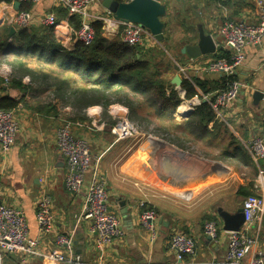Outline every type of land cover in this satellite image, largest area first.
Segmentation results:
<instances>
[{
    "label": "crops",
    "instance_id": "obj_1",
    "mask_svg": "<svg viewBox=\"0 0 264 264\" xmlns=\"http://www.w3.org/2000/svg\"><path fill=\"white\" fill-rule=\"evenodd\" d=\"M155 1L165 9V15L160 18L164 39L160 44L156 41L149 43L147 50L168 48L165 17L171 22L174 17L181 20L180 50L184 46L198 44L201 36L208 35L216 47L214 54L195 59H189L179 50L182 56L180 63L175 64L177 71L167 72L166 78L180 77L178 67H183L190 77L187 81L200 97L204 95L194 85V80L203 82L208 94L224 88L229 78L206 73L204 68L216 60L218 50L222 49L218 32L224 22H255L253 1ZM16 3L14 0H0V28L13 27L11 20L21 10V4L16 6ZM25 7L36 17L54 13L61 26L60 32H55L54 36L62 41L66 50H73L76 43L71 33L75 28L70 22L74 24L75 20H67L70 17L55 0L25 3ZM90 12L93 15L104 14L102 2L95 4ZM102 37L106 40L120 39L119 35L106 38L103 31ZM1 54L8 53L1 50ZM245 56L244 64L233 76L242 88L222 118L214 113V120L203 127L205 131L200 134L185 131L184 121L176 120L179 133L192 135L190 138L195 141L196 149L185 146L191 143H175L176 139L160 140L152 135L132 144L134 139L116 142L111 129L117 121L127 118L126 108L120 105L106 109L100 106L73 108L60 100L48 99L50 90L32 84L27 76L22 79L25 90L6 87L4 80L11 69L0 58V99L6 96L19 99L18 108L13 111L18 133L8 157L3 162L0 159V202L23 213L29 238L35 240L39 238L36 202L42 194L50 196L55 232L68 236L71 248V254L67 253V256L66 250L55 246L52 234L40 240L35 255L22 260L20 256L7 254L2 264H52L45 256L56 250L67 257L78 256L82 263L100 260L103 264H163L174 260L169 240L175 232H182L195 242V253L185 256L183 263L222 264L228 235L218 210L234 214L247 196H264V159L255 161L246 150L250 139L264 137V42L259 47L247 48ZM171 85L183 98L181 88ZM256 92L260 97L254 99ZM196 107L189 108V111L193 112ZM177 109L174 118L178 119ZM63 120L71 123L75 137L88 143L92 166L86 174V182L96 176L104 180L109 194V209L120 221V238L101 252L95 248L89 223L79 219L85 188L74 195L64 187L66 167L56 151L54 139V132ZM140 202L157 214L153 241L139 224ZM209 220L217 223V241L204 235V224ZM255 227L258 236L252 254L258 251L264 254V216ZM59 264L73 263L68 260Z\"/></svg>",
    "mask_w": 264,
    "mask_h": 264
},
{
    "label": "built area",
    "instance_id": "obj_2",
    "mask_svg": "<svg viewBox=\"0 0 264 264\" xmlns=\"http://www.w3.org/2000/svg\"><path fill=\"white\" fill-rule=\"evenodd\" d=\"M17 3L37 4L42 0H14ZM133 0H121L122 3H130ZM226 2L229 0H221ZM256 12L253 23L226 21L221 26L218 35L221 38L220 48L228 53L227 59H218L209 63L204 71L216 73L226 78L233 77L245 60V50L251 47H259L264 42V0H252ZM58 7L65 10L67 16H75L79 20V27L72 31L74 43L89 46L95 39V30L92 23L101 24L106 38H114L119 35L120 40L127 46H135L146 49L149 43H154L153 35L139 24L117 20L108 11L102 15H93L90 9L101 0H55ZM13 28L29 29L32 26L52 28L53 33L60 31V23L54 13L34 16L30 11H18L11 20ZM62 42V41H61ZM178 72L189 81L186 69L178 67ZM8 80L5 78L4 86ZM242 85L235 80L228 82L227 86L213 94L201 96L202 100L195 98L191 103L194 108L201 101L207 102L218 118H222L223 112L238 98ZM190 107V106H189ZM18 122L13 112L0 109V159L5 161L9 151L15 142L18 133ZM115 141L135 139L140 136L139 129L127 118H122L111 129ZM55 148L62 157L66 167L64 187L71 194H79L85 188L83 205L79 219L89 223L90 232L94 234V244L98 251L105 250L110 244L120 238V221L109 209V194L104 180L101 177H93L86 182V174L92 166V157L88 143L74 136L71 123L63 120L54 132ZM246 150L255 160L264 159V137H254L246 144ZM141 209L139 224L149 234L153 241L156 237L155 220L157 214L154 210L145 208L140 202ZM244 222L242 227L235 232H227L228 241L222 264H264V254L253 252L257 244L258 229L264 216V196L249 195L242 203ZM35 220L38 239L29 238L28 228L23 213L15 207L0 202V264L5 255L13 254L25 260L36 254V248L42 238L54 234L53 242L56 247L66 250L71 254L70 239L66 235L56 234L55 222L50 196L42 194L35 208ZM253 229V230H252ZM255 234L253 235V232ZM204 235L212 241L218 239V227L214 220L204 224ZM169 248L174 254L172 262L163 264H185V256L195 253L194 240L182 232H175L169 240ZM59 250L45 256L52 264L72 262L73 264H103L98 260L91 263H82L78 256L67 257Z\"/></svg>",
    "mask_w": 264,
    "mask_h": 264
},
{
    "label": "trees",
    "instance_id": "obj_3",
    "mask_svg": "<svg viewBox=\"0 0 264 264\" xmlns=\"http://www.w3.org/2000/svg\"><path fill=\"white\" fill-rule=\"evenodd\" d=\"M25 3H20V11H27ZM70 18L67 20L74 19L75 23H70L77 29L78 18ZM92 25L95 30L93 43L89 46L76 43L72 51L62 46L52 28L17 29L11 37L8 35L10 26L0 28V51L8 53L1 54V60L7 62L12 71L8 86L25 90L22 79L27 76L32 84L50 90L48 99L60 100L73 108L100 106L106 109L120 105L127 109L128 120L139 124L174 122V113L183 101L196 97L202 100L195 87L185 79L180 85L184 92L180 99L171 79L165 76L177 69L165 62L160 48L147 50L127 46L118 37L106 40L102 37L101 24L95 22ZM10 54L13 58L7 59ZM223 58L227 59L228 53L220 49L216 60ZM29 61L38 67L30 68ZM231 80L233 77L228 79L225 87ZM193 83L202 95L208 94L203 82L194 80ZM18 101L8 96L1 98L0 109L13 112L18 108ZM213 120L212 108L201 101L188 115L183 128L189 133L200 134Z\"/></svg>",
    "mask_w": 264,
    "mask_h": 264
},
{
    "label": "water",
    "instance_id": "obj_4",
    "mask_svg": "<svg viewBox=\"0 0 264 264\" xmlns=\"http://www.w3.org/2000/svg\"><path fill=\"white\" fill-rule=\"evenodd\" d=\"M105 12H110L115 19L124 22H131L146 28L154 37L157 43H162L164 39L163 25L160 18L165 15V9L155 0H133L130 3H119L115 0H101ZM19 4L16 3V6ZM15 33L13 27L10 28L9 36ZM216 47L211 36H201L196 45H187L181 48L180 53L189 59H195L208 54H214ZM171 83L180 87L182 80L175 76ZM260 97L258 92L254 93V99ZM205 102V101H203ZM191 112H186L181 118H187ZM218 214L223 221V228L227 232H235L240 229L244 222L242 208H238L234 214H228L218 210Z\"/></svg>",
    "mask_w": 264,
    "mask_h": 264
},
{
    "label": "rangeland",
    "instance_id": "obj_5",
    "mask_svg": "<svg viewBox=\"0 0 264 264\" xmlns=\"http://www.w3.org/2000/svg\"><path fill=\"white\" fill-rule=\"evenodd\" d=\"M181 20H179V18H173V22H171V19L168 17H165V23L166 25V29H165V35L168 37V42H167V46L168 48H164L161 47L160 50L161 52L164 54V58H165V62L166 63H170V66H174L176 62L180 63V58L181 56L179 55V46H178V40L180 38V35L182 34V24L180 22ZM166 49V50H165ZM9 57L7 59H12L13 55H8ZM12 56V57H11ZM0 58H2V55H0ZM33 61H29L28 66L30 68L36 69L38 66L36 65V63H32ZM8 68L10 69V67L8 66ZM47 70V69H46ZM11 72V71H10ZM10 72L9 75L7 77L8 80V84L11 80V76H10ZM187 74V73H186ZM187 77L190 79L189 74H187ZM180 79H185L184 76H182L180 74ZM8 86V85H7ZM178 95L180 97V99L182 100L179 92ZM194 100L191 101H183L180 105L182 104H188L190 106V108H192L191 103ZM143 117L145 118V120H147V117H145L146 115L144 113H142ZM175 121L174 122H166V123H155V122H148V123H143V124H139L138 122H135L132 120V122L138 127L139 132H140V136L135 138L134 140L131 141L132 143H136V141H138L139 139H146L148 138L150 135L152 136H156L158 138L163 139V140H169L172 141L173 139L175 140V143H179L180 141H182L184 144L185 143H191V144H186V147H194V149H196V146L193 145V143L195 142L194 140H192L193 137L190 134H183V133H179L178 129H177V121L176 120H181V121H185V118H174ZM141 127V128H140ZM159 128L165 129V130H159ZM158 130V131H157ZM128 141V140H125ZM194 141V142H193Z\"/></svg>",
    "mask_w": 264,
    "mask_h": 264
},
{
    "label": "bare ground",
    "instance_id": "obj_6",
    "mask_svg": "<svg viewBox=\"0 0 264 264\" xmlns=\"http://www.w3.org/2000/svg\"><path fill=\"white\" fill-rule=\"evenodd\" d=\"M189 106L188 105H186V104H184L183 106H180V107H178V109H177V113H176V115H177V117L178 118H181L182 116H184L185 114H186V112H188L189 111ZM217 173V172H216ZM211 177V176H210ZM208 180V179H207ZM214 180V179H213ZM212 180V181H213ZM217 181V180H216ZM204 183V182H203ZM212 183V182H211ZM206 184V183H205ZM201 185H203V184H201ZM200 185V186H201ZM208 186V185H207ZM199 191V190H198Z\"/></svg>",
    "mask_w": 264,
    "mask_h": 264
}]
</instances>
